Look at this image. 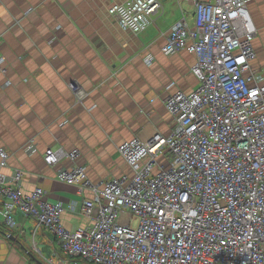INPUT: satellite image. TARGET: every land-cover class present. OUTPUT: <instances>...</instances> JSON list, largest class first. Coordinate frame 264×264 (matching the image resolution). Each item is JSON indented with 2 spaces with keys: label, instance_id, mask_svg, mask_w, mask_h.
<instances>
[{
  "label": "built area",
  "instance_id": "obj_1",
  "mask_svg": "<svg viewBox=\"0 0 264 264\" xmlns=\"http://www.w3.org/2000/svg\"><path fill=\"white\" fill-rule=\"evenodd\" d=\"M195 1V27L177 23L165 44L167 53H196L202 81L192 94L169 100L177 116L171 136L120 146L132 178L95 186L84 168L58 170V180L94 195L79 206L91 225L76 232L62 225L66 209L49 202L42 188L21 191V170L11 180L0 174L1 215L9 231L17 229L14 214L21 212L55 237L61 253L96 264H264V76L251 65L257 28L250 0ZM159 10L157 0H130L112 6L109 15L140 34ZM211 31L224 42L211 43ZM213 48L216 56H203ZM209 58L219 61L213 69ZM166 147L167 169L159 163ZM55 153L46 157L51 165ZM69 153L71 160L79 157L77 150ZM7 158L1 150L0 167Z\"/></svg>",
  "mask_w": 264,
  "mask_h": 264
},
{
  "label": "crops",
  "instance_id": "obj_2",
  "mask_svg": "<svg viewBox=\"0 0 264 264\" xmlns=\"http://www.w3.org/2000/svg\"><path fill=\"white\" fill-rule=\"evenodd\" d=\"M123 2L0 0V57L5 59L0 69V150L8 155V166L0 173L11 180L21 170V191L42 188L49 202L66 209L61 222L72 231L91 225L79 206L93 195L59 181L58 170L79 165L96 185L132 176L118 146L134 138L146 141L157 132L168 135L172 118L165 99L198 85L193 53L161 52L172 26L184 20L194 28L195 3L159 0L162 10L155 23L136 35L121 30L109 15L113 5ZM248 9L258 30L252 69L264 76V0H250ZM147 58H154L153 64ZM75 81L86 92L81 102L70 89ZM29 146L36 152L28 151ZM60 148L77 150L79 158L47 165L44 152ZM3 202L0 197V264H41L32 255L34 247L43 262L88 264L61 255L55 237L21 212L14 214L17 229L9 231L1 215ZM73 203L77 209L71 211Z\"/></svg>",
  "mask_w": 264,
  "mask_h": 264
},
{
  "label": "rangeland",
  "instance_id": "obj_3",
  "mask_svg": "<svg viewBox=\"0 0 264 264\" xmlns=\"http://www.w3.org/2000/svg\"><path fill=\"white\" fill-rule=\"evenodd\" d=\"M127 1H130V0H126V2ZM189 1H193L194 3H195V7H196V2L197 1H195V0H189ZM200 1H202V2H212V3H215L217 0H200ZM157 3H158V6H159V4H160V2H159V0H157ZM249 4V3H248ZM115 5H113V7H114ZM248 7V6H247ZM161 4H160V10H159V12H158V14L161 12ZM249 10V9H248ZM157 14V15H158ZM195 14H196V9H195ZM156 13L154 14V15H152L151 16V22L149 23L150 25L151 24H154L155 23V18H156ZM116 21V23H117V25L119 26V28L121 29V30H123V31H125V29H123L122 28V26L119 24V22H118V20H115ZM182 21H184V20H182ZM181 22V21H180ZM185 22V21H184ZM254 22V21H253ZM179 23V22H178ZM176 25V24H175ZM187 25V24H186ZM188 26V25H187ZM256 26V25H255ZM194 27H195V25H194ZM148 28V27H147ZM257 28V27H256ZM143 29V28H142ZM172 30H173V26H172V28L170 29V31H169V33H168V35H170V33L172 32ZM145 31V30H144ZM144 31H142V32H144ZM142 32H140V34L142 33ZM134 34V33H133ZM257 34H258V30H257ZM136 35H138V34H136ZM167 35V36H168ZM210 36H211V43H214V42H216V41H219V40H221L220 39V37H219V35L217 34V33H214V32H212L211 31V34H210ZM222 42H224L223 40H221ZM254 41V40H253ZM166 42H167V39H166ZM253 44V43H252ZM165 44H164V46L161 48V52L164 54V55H167V56H170V55H173V54H176V53H178V52H176V53H167L166 51H165ZM224 46H222L221 48H219L218 49V55H219V58H221V57H224V53H223V50H224ZM214 49L215 48H213L212 50L210 49L208 52H206V51H203V56H216L217 54L214 52ZM254 49V48H253ZM182 51H187V52H189L188 50H182ZM255 51V50H254ZM179 52H181V51H179ZM189 53H191V52H189ZM195 56H196V64H195V66L192 68V73H193V75L196 77V79H197V81H198V85H197V87L193 90V91H191V92H184V91H177V92H175V93H172V94H169L168 96H167V98L165 99V101H164V106H165V109L167 110V112L170 114V116H171V118H172V120H171V131H170V133L168 134V135H163V134H160V133H156V134H154L152 137H151V139H153L156 135H160V136H162V137H164V138H168L169 136H171V134H172V132L177 128V122H176V119H177V116L174 114V111H171V107H169V100L171 99V98H174V97H176L177 95H179V94H185V95H190V94H192L193 92H195V91H197L200 87H201V85H202V81L200 80V78H199V76H198V74L196 73V70H197V67H198V65H199V57H198V55L196 54V53H194V52H192ZM256 54V53H255ZM147 60V63L149 64V65H151V64H153V62H154V58H147L146 59ZM208 60V61H207ZM205 61H207L206 63H207V66L210 68V69H213V66L214 65H217V64H219V61H214L213 59H211V58H209V59H206ZM255 61V60H254ZM253 61V62H254ZM0 69H4V66H5V59L4 58H1L0 57ZM252 62V63H253ZM252 63H251V65H252ZM216 69H217V67L213 70V72H214V74H215V72H217L216 71ZM4 72H5V70H4ZM70 89H71V91H72V93H73V95H75V97L77 98V101L78 102H81L85 97H86V92H85V90L83 89V87L81 86V84H79L78 82H72L71 84H70ZM184 96V95H183ZM191 102H197V100H196V98L195 97H193L192 98V101ZM133 140H138V141H143V140H140V139H138V138H134V139H132V140H128V141H125V142H123L122 144H124V143H127V142H132ZM149 140V139H148ZM147 141V140H146ZM122 144H120L119 146H118V148H117V150H118V153H119V155L122 157V159L126 162V164L132 169V167L129 165V163L127 162V160L125 159V157L124 156H122L121 154H120V151H119V148H120V146L122 145ZM29 149H32L33 150V153L34 152H36V149L33 147V146H29L28 148H27V150L29 151ZM1 151V150H0ZM51 151H53V150H51V149H49V150H46L45 152H44V154H43V159H44V161H45V163L47 164V165H49V166H57L59 163H61L63 160H69V161H71V162H76L77 161V159L79 158H77L76 160H71L69 157H67V155H69L70 153L69 152H67L66 150H64V149H62V148H60V149H58V150H56V151H53V152H56L55 154H54V156L56 157V161L54 162L55 164H49L48 162H47V160H46V157L48 156V152H51ZM74 151V150H73ZM60 152H62V156H60L59 155V153ZM72 152V151H71ZM66 155V156H65ZM163 157H164V159H165V162L163 163V167L164 168H166L167 169V167H168V162H169V160H170V153H169V151H168V148L166 147V149H165V152H164V155H163ZM0 163H1V161H0ZM160 163V162H159ZM142 164V167H144V165L146 164V161L145 162H142L141 163ZM161 164V163H160ZM8 166V158L6 159V165L4 166V167H0V169H3V168H5V167H7ZM75 166H79V165H75ZM75 166H73V167H75ZM79 167H81V166H79ZM81 168H83V167H81ZM60 170V169H59ZM67 170H71V169H67ZM16 171V170H15ZM15 171L12 173V175L11 176H13L14 175V173H15ZM85 171V170H84ZM1 174V173H0ZM86 174V173H85ZM2 175V174H1ZM2 176H4V175H2ZM123 176H125V175H123ZM134 176V172H133V174H132V176H127V177H129V178H132ZM4 177H6V176H4ZM23 177H24V174H23ZM120 177H122V176H120ZM119 177V178H120ZM6 178H8V177H6ZM86 178H87V176H86ZM87 180H89L88 178H87ZM60 181V180H59ZM90 181V180H89ZM61 182H63V181H61ZM66 183V182H65ZM68 184V183H67ZM92 185H95L96 186V184H93V183H91ZM71 185H74V184H71ZM77 186H79V188H80V185H77ZM38 187H36L34 190H36ZM34 190H32L30 193H25V192H23L24 194H31ZM89 191V190H88ZM91 192V191H90ZM92 193V192H91ZM92 195H93V193H92ZM94 198V195H93V197H92V199ZM83 199H86V198H83ZM64 213V212H63ZM63 213H62V215H63ZM61 215V216H62ZM84 216V215H83ZM3 219V218H2ZM62 221V220H61ZM63 225V224H62ZM87 226H83V227H81V228H78L77 230H68V231H70V232H76V231H78L79 229H83V228H86ZM37 250V248L36 247H34L33 248V256L35 255V256H37L36 258H38L39 260H40V262H41V264H59L58 262H56L55 261V259H46V260H44L45 262H43L42 261V259L40 258V256H39V253L36 251ZM61 255H63V256H66V257H68L69 259H79V260H81V261H83V262H86V263H88V264H96V263H94V262H91V261H89V260H87V259H85V258H82V257H72V256H68V255H65V254H63V253H61ZM34 256V257H35ZM56 262V263H55ZM102 262H104L105 264H109V261L108 260H106V259H103V261ZM65 262L63 261V260H61L60 261V264H64Z\"/></svg>",
  "mask_w": 264,
  "mask_h": 264
},
{
  "label": "water",
  "instance_id": "obj_4",
  "mask_svg": "<svg viewBox=\"0 0 264 264\" xmlns=\"http://www.w3.org/2000/svg\"><path fill=\"white\" fill-rule=\"evenodd\" d=\"M32 256V255H31Z\"/></svg>",
  "mask_w": 264,
  "mask_h": 264
}]
</instances>
